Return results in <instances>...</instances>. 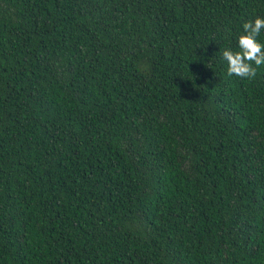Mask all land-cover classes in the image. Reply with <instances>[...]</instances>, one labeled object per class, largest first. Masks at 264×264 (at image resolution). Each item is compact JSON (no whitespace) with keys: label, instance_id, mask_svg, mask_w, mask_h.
Returning <instances> with one entry per match:
<instances>
[{"label":"trees","instance_id":"1","mask_svg":"<svg viewBox=\"0 0 264 264\" xmlns=\"http://www.w3.org/2000/svg\"><path fill=\"white\" fill-rule=\"evenodd\" d=\"M257 17L0 0V264H264V66L222 56Z\"/></svg>","mask_w":264,"mask_h":264},{"label":"clouds","instance_id":"2","mask_svg":"<svg viewBox=\"0 0 264 264\" xmlns=\"http://www.w3.org/2000/svg\"><path fill=\"white\" fill-rule=\"evenodd\" d=\"M264 30V18L257 17L254 21L243 24L244 34L238 37V51L225 49L223 59L227 62V74L252 80L257 69L264 66V44L258 42V36Z\"/></svg>","mask_w":264,"mask_h":264}]
</instances>
